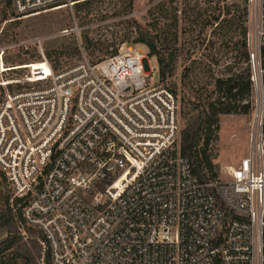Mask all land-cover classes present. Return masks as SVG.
<instances>
[{
  "label": "built area",
  "instance_id": "obj_1",
  "mask_svg": "<svg viewBox=\"0 0 264 264\" xmlns=\"http://www.w3.org/2000/svg\"><path fill=\"white\" fill-rule=\"evenodd\" d=\"M104 4L111 1L11 0L23 16L96 11L71 29L81 60L55 69L37 39V64L0 82V169L23 241L30 245L29 228L41 232L36 263L264 264V0H245L249 148L225 179L208 182L182 153L180 101L147 54L122 45L89 59L82 33L128 18Z\"/></svg>",
  "mask_w": 264,
  "mask_h": 264
},
{
  "label": "rangeland",
  "instance_id": "obj_2",
  "mask_svg": "<svg viewBox=\"0 0 264 264\" xmlns=\"http://www.w3.org/2000/svg\"><path fill=\"white\" fill-rule=\"evenodd\" d=\"M6 1L0 0V20L4 11L8 14V19L0 22V82L22 79L27 69L21 65L28 66L30 62L37 64L34 61L42 58L37 39L41 41L44 53L55 69L82 59L77 34L71 29L75 28V21L79 27L86 25L95 10L62 7L23 16L18 15ZM110 1V5L104 4L107 7L104 10L128 18L122 23L94 25L82 33L83 47L89 59L97 62L117 52L122 45L125 48L131 46L147 54L150 66L159 69L157 56H151L148 46L138 42L141 32L150 30L156 36L157 48L166 55H173L172 75L165 82H160H164L178 96L180 131L196 117L198 109L194 107L195 104L202 106L199 110H210L211 103L220 100L240 105L252 102V92L248 94L244 88L237 90L236 95L216 88L218 78L226 79L232 75L241 76L242 87L245 82L249 63L245 60L241 45L245 30L239 27L241 24L246 27L245 0H124L127 5L124 2L118 4L119 0ZM97 11H101L100 8ZM65 30L71 32L63 33ZM85 36L91 40V45L84 43ZM155 75L159 78L158 70ZM3 91L5 94L4 88ZM2 99L0 92V101ZM251 110L248 113L220 115L211 127L213 134L208 141L207 138L202 140L201 146L212 162L216 178L225 179L227 170L238 164L247 153ZM9 193L0 169L2 221L9 213L6 202ZM16 227L18 229L17 223ZM6 235V229L0 227V240ZM29 246L32 253L39 254L38 249L31 244Z\"/></svg>",
  "mask_w": 264,
  "mask_h": 264
},
{
  "label": "trees",
  "instance_id": "obj_3",
  "mask_svg": "<svg viewBox=\"0 0 264 264\" xmlns=\"http://www.w3.org/2000/svg\"><path fill=\"white\" fill-rule=\"evenodd\" d=\"M6 2L11 5V0H7ZM6 19H8V14L4 11L0 22ZM239 27L241 30H245L244 33H246L247 28L244 25L241 24ZM138 42L148 46L149 54L151 56H157L159 80L165 82L173 72V55H166L165 52L163 53L162 50L157 48L156 36H153L151 31L148 29L145 30V32H141ZM84 43L86 45L92 44L91 40L87 36H85ZM241 45L244 48L245 60L248 62L246 34L244 35L243 40H241ZM251 75L252 72L249 65L247 73L244 77L245 82H243V87L241 76L232 75L226 79L218 78L216 81V88L224 90L230 95H236L237 90H242L244 88V90L249 94L252 92ZM8 87L11 91L15 89L12 84H9ZM0 92L2 97H4L2 86H0ZM194 107L198 109L196 117L187 123L180 131L181 149L183 155L190 160L193 172L196 176L201 181L208 182L216 179L217 174L213 171L212 162L208 159L205 150L201 146L202 140L205 141V138H207L208 141L209 137L213 134V129L211 127L219 120L220 115L238 112L248 113L251 110L252 102L248 101L247 103L240 105L236 102H225L224 100H220L219 102L211 103L210 110L205 108L199 110L202 107L199 104H195ZM1 174L9 188L6 175L2 170ZM11 195L12 192L10 190V193L6 196L9 213L3 221L0 218V227H4L7 231V235L0 240V264H37L34 254L28 244L23 241L22 236L16 227L13 211L9 203ZM18 203V201L15 202L16 206H18ZM18 211L20 214V208H18ZM29 232V243L33 248L38 249L40 252L41 247L36 234L38 233L37 235L42 237L41 232L32 228H29ZM6 253H9L7 257H5Z\"/></svg>",
  "mask_w": 264,
  "mask_h": 264
}]
</instances>
